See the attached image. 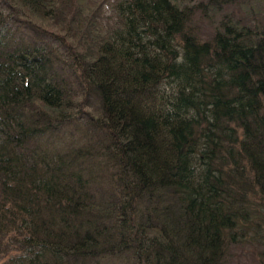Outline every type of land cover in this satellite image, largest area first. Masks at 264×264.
I'll list each match as a JSON object with an SVG mask.
<instances>
[{
	"label": "trees",
	"instance_id": "obj_1",
	"mask_svg": "<svg viewBox=\"0 0 264 264\" xmlns=\"http://www.w3.org/2000/svg\"><path fill=\"white\" fill-rule=\"evenodd\" d=\"M92 1L0 0V264H264L259 2L203 39L189 0Z\"/></svg>",
	"mask_w": 264,
	"mask_h": 264
},
{
	"label": "rangeland",
	"instance_id": "obj_2",
	"mask_svg": "<svg viewBox=\"0 0 264 264\" xmlns=\"http://www.w3.org/2000/svg\"><path fill=\"white\" fill-rule=\"evenodd\" d=\"M86 0H81L84 3ZM119 0H93L92 7L90 9V13H96L97 20L106 28L109 27L110 24H115L117 15L115 12V5ZM190 3L198 9L194 14V24L196 32L202 37L203 39H208V37L213 36L215 31L218 28H221L223 23H233L234 20H238L240 18H248L250 16V0H234L228 5H223L221 0L220 3H216L212 0H189ZM255 5L258 1V7L255 6V10L257 12H262L263 16H259V19L253 15V18L250 23L259 25L262 24L264 26V0H251ZM239 2H243L240 4ZM257 5V4H256ZM52 6V5H50ZM34 17L35 23L40 25L41 27H45L48 31V34H52L54 41L58 42L55 45L58 47L59 41L61 37L63 38L64 35L60 32L61 31L57 27H53L51 21L45 22L41 19V15L39 12L30 11ZM37 12V13H36ZM27 13V12H26ZM36 13V14H35ZM25 18V17H22ZM38 20H36V19ZM41 19V20H40ZM40 27V28H41ZM68 45V44H67ZM60 52V49L59 48ZM77 69V67H76ZM82 94L80 98V102L84 105H80L77 109L71 111V115L78 118L77 121H73V125L69 126L68 129H73V127H80L82 131L88 130V128L92 127L91 123L97 119V115L95 114V107L93 104H88L91 97H88L86 94L83 96ZM87 103V106L86 104ZM77 105V104H76ZM84 112V113H83ZM78 137H80L83 132H76ZM111 187V186H110ZM109 187V188H110ZM131 256H129L130 258ZM127 256L124 255L123 258H119V256L107 257L103 258L99 261V264H135L133 260H130Z\"/></svg>",
	"mask_w": 264,
	"mask_h": 264
}]
</instances>
